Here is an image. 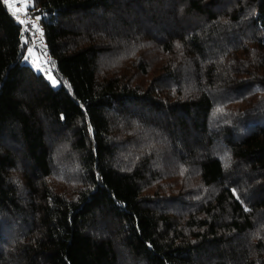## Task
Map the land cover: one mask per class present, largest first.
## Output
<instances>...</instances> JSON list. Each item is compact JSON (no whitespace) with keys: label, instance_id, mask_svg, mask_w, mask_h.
Masks as SVG:
<instances>
[{"label":"trees","instance_id":"trees-1","mask_svg":"<svg viewBox=\"0 0 264 264\" xmlns=\"http://www.w3.org/2000/svg\"><path fill=\"white\" fill-rule=\"evenodd\" d=\"M26 14L57 86L23 63L0 0V264H264V0H33ZM157 141L183 188L149 191Z\"/></svg>","mask_w":264,"mask_h":264},{"label":"rangeland","instance_id":"rangeland-1","mask_svg":"<svg viewBox=\"0 0 264 264\" xmlns=\"http://www.w3.org/2000/svg\"><path fill=\"white\" fill-rule=\"evenodd\" d=\"M5 2V0H4ZM9 4H13L14 8H9ZM15 4H20V11L23 13H26L29 7H32L33 5V0H7L5 2V5L7 8L11 11L16 9ZM27 4V7L25 8L24 5ZM13 12V11H11ZM31 15V14H30ZM32 16V15H31ZM35 21L38 25V28L40 31H43V23H42V18L41 16L39 17H34ZM44 18H47V15H44ZM148 47H150L148 45ZM131 48L133 49V44H130V49L126 48H118L116 52H112L111 55L103 57L102 58V74L110 71L114 67H119V68H126V64L128 61L131 59L130 52ZM133 51V50H132ZM145 54V53H144ZM145 57L150 60L152 66H156L158 63L159 59H161V56L156 52V51H149L145 54ZM23 63L30 66L36 73H42L47 80L51 82L53 87L57 86V83L53 84L52 80H55L52 72H51V67L46 64V61L44 59L43 53L37 52L32 50L31 48H27L25 51V56L23 59ZM125 63V65H124ZM51 77L52 79H49ZM162 145V144H161ZM156 146L158 148L159 146V152H160V159L161 162L159 163L160 169L162 170L161 175V181L160 183L154 182L149 185L150 190L153 191L159 184L162 185V191L168 192L171 191L172 189H181L184 186H186V178H188L190 175L182 173L179 168H177L176 161L172 160L170 155H166V150L165 147L161 149L159 142H156ZM168 156V158H166ZM165 159V160H164ZM164 160V161H163ZM159 170V171H161ZM61 179H56L53 182L55 185H61ZM168 189V190H167Z\"/></svg>","mask_w":264,"mask_h":264},{"label":"built area","instance_id":"built-area-1","mask_svg":"<svg viewBox=\"0 0 264 264\" xmlns=\"http://www.w3.org/2000/svg\"><path fill=\"white\" fill-rule=\"evenodd\" d=\"M11 16L19 26L21 47L25 48L28 46L34 51L43 53L47 66H50L51 57L47 54L48 46L44 40L43 31L41 32L38 28L35 18L22 12H16L15 15L11 12ZM21 20H23L24 23H21Z\"/></svg>","mask_w":264,"mask_h":264},{"label":"snow or ice","instance_id":"snow-or-ice-1","mask_svg":"<svg viewBox=\"0 0 264 264\" xmlns=\"http://www.w3.org/2000/svg\"><path fill=\"white\" fill-rule=\"evenodd\" d=\"M5 2H7V0H5ZM9 6V8H14V5L13 4H9L8 5ZM24 7L26 8L27 7V4H25L24 5ZM18 11H20V9H14V12H13V14L15 15L16 14V12H18ZM19 18V17H18ZM21 23H24V21L23 20H21L20 21ZM49 79H52L51 77H49ZM52 83L53 84H55L56 83V81L55 80H52Z\"/></svg>","mask_w":264,"mask_h":264},{"label":"crops","instance_id":"crops-1","mask_svg":"<svg viewBox=\"0 0 264 264\" xmlns=\"http://www.w3.org/2000/svg\"><path fill=\"white\" fill-rule=\"evenodd\" d=\"M15 7H16V9H19V7H20V4H15ZM11 11H13L14 12V10H11ZM18 12H21V11H18ZM23 13V12H22Z\"/></svg>","mask_w":264,"mask_h":264}]
</instances>
